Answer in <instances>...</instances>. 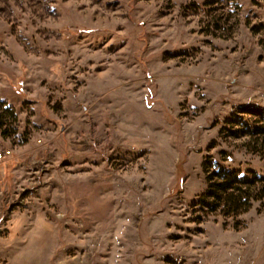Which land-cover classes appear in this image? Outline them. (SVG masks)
<instances>
[{
  "label": "rangeland",
  "instance_id": "obj_1",
  "mask_svg": "<svg viewBox=\"0 0 264 264\" xmlns=\"http://www.w3.org/2000/svg\"><path fill=\"white\" fill-rule=\"evenodd\" d=\"M246 105L264 0H0V264H264V196L194 206L209 155L264 177Z\"/></svg>",
  "mask_w": 264,
  "mask_h": 264
},
{
  "label": "trees",
  "instance_id": "obj_2",
  "mask_svg": "<svg viewBox=\"0 0 264 264\" xmlns=\"http://www.w3.org/2000/svg\"><path fill=\"white\" fill-rule=\"evenodd\" d=\"M240 110L264 117V108L246 105L241 107ZM4 111L17 120V115L11 107L8 106ZM258 122L262 124L260 119H258ZM0 126L5 127L3 122ZM9 126L6 129L10 128ZM244 126V129L231 127V136L248 137L247 140L254 144L255 149L251 148L254 152L264 150V124L255 125L247 122L244 123ZM6 129L2 131L5 134L8 132ZM259 146H261V149H259ZM229 157L227 151H222L220 158L212 155L206 158L204 172L207 177L208 190L195 200V208L213 214L222 213L225 216H237L249 211L255 199L260 200L263 198L264 185L260 190V196H253L252 191L258 183H260V186L264 184V177L259 176L255 171H250V175H248V173L242 174L236 169H230L225 164Z\"/></svg>",
  "mask_w": 264,
  "mask_h": 264
},
{
  "label": "built area",
  "instance_id": "obj_3",
  "mask_svg": "<svg viewBox=\"0 0 264 264\" xmlns=\"http://www.w3.org/2000/svg\"><path fill=\"white\" fill-rule=\"evenodd\" d=\"M10 154H11V151H3L2 153H0V159H5Z\"/></svg>",
  "mask_w": 264,
  "mask_h": 264
}]
</instances>
